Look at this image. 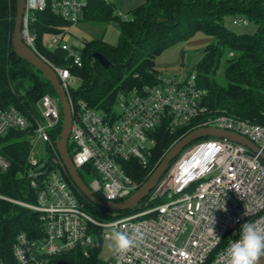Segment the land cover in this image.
Returning a JSON list of instances; mask_svg holds the SVG:
<instances>
[{"label": "built area", "instance_id": "obj_1", "mask_svg": "<svg viewBox=\"0 0 264 264\" xmlns=\"http://www.w3.org/2000/svg\"><path fill=\"white\" fill-rule=\"evenodd\" d=\"M86 5L87 0H25L23 41L35 51V34L29 30L34 11L49 6L70 25L68 30L80 21ZM118 15L129 19L124 13ZM235 22L246 23L242 19ZM63 36L46 34L44 42L50 49L61 47L69 59L67 66L48 62L65 88L71 107L68 151L78 172L94 175L88 187L101 198L120 201L141 186L126 166L132 159L144 167L149 165L160 127L172 134L186 127L190 132L220 128L247 137L264 152V126L227 114L205 115L202 101L206 92L197 85L194 71L161 74L153 85L121 93L110 112L92 108L83 100L72 102L69 89L76 76L70 67L81 66L82 56ZM36 111L37 116L29 119L13 106L0 109V137L8 130H26L32 145L45 144L50 151V159L43 160L37 147H31L20 172L36 194L34 202L0 195L38 213L41 222L39 237L30 238L24 232L16 236L12 248L17 264H50L53 256L72 251L89 257L97 248L98 237L101 243L97 256L101 258L102 241L114 240L110 230L126 232L134 240L139 233L140 239L124 252L114 249L103 264H230L227 247L238 238L241 226L253 222L264 229V161L260 152L213 136L191 143L136 211L108 220L93 217L56 149L60 134L56 129L62 117L57 97L44 94L36 103ZM184 136L179 135L171 146ZM202 147L207 148L205 153L210 152L209 162L196 174L193 169L187 176L184 171L181 174L192 153ZM8 167L9 161L0 155V168ZM212 172L216 174L209 176ZM157 198L161 200L155 202Z\"/></svg>", "mask_w": 264, "mask_h": 264}, {"label": "trees", "instance_id": "obj_2", "mask_svg": "<svg viewBox=\"0 0 264 264\" xmlns=\"http://www.w3.org/2000/svg\"><path fill=\"white\" fill-rule=\"evenodd\" d=\"M15 14L16 0H0V109L13 106L32 119L37 116V101L44 94L56 95L42 74L13 51L11 38ZM124 14L129 19L124 20L118 15L112 0H87L80 21H113L120 33L115 44L96 38L84 41L78 48L82 65L70 67V71L81 82L77 90L69 89L72 102L83 100L99 111H112L119 94L141 90L157 82L163 73L156 67L155 58L165 48L202 33L211 37V41L197 61L194 72L197 85L206 92L202 101L207 110L205 115L227 114L264 126V0H144ZM227 15L235 17L233 24L253 22L255 30L235 32L229 29L224 23ZM32 16L29 30L35 34V52L55 66H67L66 51L61 47L48 48L44 38L46 34L65 35L70 25L55 15L49 6L34 11ZM239 19L246 23L235 22ZM94 53L103 55L110 66L103 67L92 57ZM61 119L57 135L61 130ZM187 130L189 127L172 134L160 127L149 165L144 167L132 159L126 166L128 174L140 184L144 183L155 162L162 160L177 136L190 132ZM29 138L26 130H8L0 137V155L9 161L6 170L0 168V195L34 202L36 194L20 174L31 148ZM79 174L86 183L82 173ZM98 196L101 195L98 193ZM80 197L85 201L86 210L101 220L134 212L147 200L143 199L130 210L115 213ZM160 200L157 198L155 202ZM21 232L30 238L42 234L38 213L0 198V260L3 264H17L12 247ZM96 241L97 248L89 257L72 251L53 256L50 264H103L104 260L97 256L100 238Z\"/></svg>", "mask_w": 264, "mask_h": 264}, {"label": "water", "instance_id": "obj_3", "mask_svg": "<svg viewBox=\"0 0 264 264\" xmlns=\"http://www.w3.org/2000/svg\"><path fill=\"white\" fill-rule=\"evenodd\" d=\"M24 7L25 0H16V14L14 18V27L11 38L13 51L16 53V55L28 62L36 70H38L46 79V81L51 85L58 99L62 113V125L59 139L56 141V149L70 179L82 193V195L93 205L115 213L134 208L149 195L150 191L155 187L159 179L167 171L172 159L178 156L180 152L192 142L204 137L213 136L218 138H227L231 141L237 142L248 147L253 152H260V157L264 161V152L260 151L259 148L247 137L232 131H227L215 127L199 128L187 133L173 146H171L165 153L157 167L150 173L146 181L142 183L141 186L131 195L120 201H109L99 197L83 181L75 165L73 164L72 158L68 151V138L70 134L72 114L66 90L60 83L59 77L54 68L43 57H41L31 47H29L23 41V38L21 36ZM92 57L96 59L103 67L108 68L110 66L108 60L100 53H94ZM258 264H264V257H261L259 259Z\"/></svg>", "mask_w": 264, "mask_h": 264}, {"label": "rangeland", "instance_id": "obj_4", "mask_svg": "<svg viewBox=\"0 0 264 264\" xmlns=\"http://www.w3.org/2000/svg\"><path fill=\"white\" fill-rule=\"evenodd\" d=\"M234 18L235 17L233 15H227L224 18V23L229 29L235 32H253L255 30V24L253 22H248L247 24H233L232 21ZM119 33V27L113 21L107 23H91L80 21L66 30L63 39L68 45L76 48H81L84 41L96 38H102L109 43L115 44L118 41ZM210 41L211 37L206 36L202 33H197L189 40L172 44L169 47L165 48L155 58L156 67L166 76L178 74L182 70L186 72L194 71L197 61L202 57L206 45ZM220 74L221 73H219L218 76H220ZM80 82L81 81L78 77H74V80L70 83V87L73 90H77L80 87ZM194 144L195 143H193L192 145ZM192 145L185 147L180 152V154L172 161V163H170L169 168H171L174 162H176V160H178V158L183 153L190 149ZM31 147H35L34 142L33 145L31 144ZM37 149L40 151L43 160L50 159V151L46 150L45 144H40ZM156 164H158V162H155L154 166H156ZM80 172L82 173L83 178L87 184H89L90 181L94 178V175L91 173H87L82 170H80ZM215 174L216 172H212L209 176H214ZM166 199L168 198L164 197L163 200ZM83 202L85 203L84 200ZM109 232L111 233V235L114 234L112 230H110ZM114 249L115 240L104 239L102 241V248L100 252V257L102 258V260H108Z\"/></svg>", "mask_w": 264, "mask_h": 264}, {"label": "clouds", "instance_id": "obj_5", "mask_svg": "<svg viewBox=\"0 0 264 264\" xmlns=\"http://www.w3.org/2000/svg\"><path fill=\"white\" fill-rule=\"evenodd\" d=\"M115 249L117 252H124L140 239L129 237L126 232L116 231L113 234ZM227 251L230 255V264H258L261 257H264V229L257 227L253 222L244 223L239 231L237 239L232 240Z\"/></svg>", "mask_w": 264, "mask_h": 264}, {"label": "bare ground", "instance_id": "obj_6", "mask_svg": "<svg viewBox=\"0 0 264 264\" xmlns=\"http://www.w3.org/2000/svg\"><path fill=\"white\" fill-rule=\"evenodd\" d=\"M199 149L200 150H195L192 153V155L189 158V160H187V161H190V162L193 163L198 158V161H196L197 164H192L190 162H188V163L186 162L185 165H184V168H183V170L181 172V174H183V171H184V173H186L185 176H187L192 171V169L194 170L193 173L196 174V173L200 172L204 168V166H205V164L207 162H209V157H210L209 154H210V152L205 153V151L207 150V148L202 147V148H199ZM198 162H199V164H198Z\"/></svg>", "mask_w": 264, "mask_h": 264}, {"label": "crops", "instance_id": "obj_7", "mask_svg": "<svg viewBox=\"0 0 264 264\" xmlns=\"http://www.w3.org/2000/svg\"><path fill=\"white\" fill-rule=\"evenodd\" d=\"M115 4L116 12L125 13L135 6L141 4L144 0H112Z\"/></svg>", "mask_w": 264, "mask_h": 264}]
</instances>
